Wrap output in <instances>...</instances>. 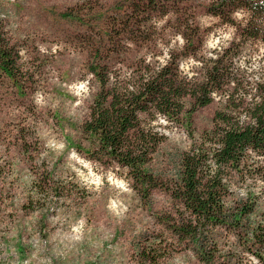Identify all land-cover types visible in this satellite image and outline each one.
Masks as SVG:
<instances>
[{"label":"rangeland","instance_id":"rangeland-1","mask_svg":"<svg viewBox=\"0 0 264 264\" xmlns=\"http://www.w3.org/2000/svg\"><path fill=\"white\" fill-rule=\"evenodd\" d=\"M211 1L187 0L180 9L150 12L147 0H0V44H10L16 56L15 80L0 68V150L4 137L18 191L0 206V264H201L190 249L160 252L156 246L165 235L171 240L157 223L164 210H173L164 191L140 198L123 168L102 165L75 144L88 145L81 124L99 88L88 70L93 51L100 47L98 62L113 82L133 60L144 56L158 64L182 49L178 26L191 24L195 14L207 55L236 34L234 24L207 10ZM246 15L234 12L239 22ZM259 54L251 55V65ZM193 64L198 62L191 57L181 61L188 71ZM215 106L195 111V132L210 124ZM189 143L175 126L163 148ZM163 158L157 161L167 164ZM43 181L52 186L46 199L35 189ZM16 244L26 248L24 254ZM143 249L155 258L141 256Z\"/></svg>","mask_w":264,"mask_h":264},{"label":"trees","instance_id":"trees-1","mask_svg":"<svg viewBox=\"0 0 264 264\" xmlns=\"http://www.w3.org/2000/svg\"><path fill=\"white\" fill-rule=\"evenodd\" d=\"M147 1L148 11L166 12L187 0ZM206 7L236 29L226 44L210 47L207 55L195 14L191 24L181 21L178 26L182 49L170 51L158 64L144 56L133 60L113 82L98 62L100 47L93 51L88 70L99 88L81 124L88 145H75L102 165L123 168L140 198L149 200L156 190L167 194L173 210H164L157 223L171 240L166 235L157 240L160 252L190 249L201 264H264V0H213ZM239 9L247 14L242 22L234 18ZM180 14L175 16L179 20ZM3 45L0 68L15 80L13 47ZM257 51V64L251 65ZM187 57L198 62L190 71L181 66ZM211 103L216 106L210 124L195 132V111ZM175 126L184 129L190 143L168 151L163 143ZM7 149L3 137L0 206L18 192ZM158 155L167 164L159 163ZM36 187L43 199L53 194L46 181ZM156 246L149 248L157 251ZM16 248L20 255L26 251L23 245ZM140 253L155 258L145 249Z\"/></svg>","mask_w":264,"mask_h":264}]
</instances>
